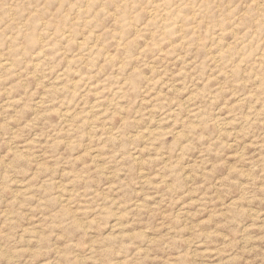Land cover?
I'll return each instance as SVG.
<instances>
[{"label": "rangeland", "instance_id": "rangeland-1", "mask_svg": "<svg viewBox=\"0 0 264 264\" xmlns=\"http://www.w3.org/2000/svg\"><path fill=\"white\" fill-rule=\"evenodd\" d=\"M263 15L0 0V264H264Z\"/></svg>", "mask_w": 264, "mask_h": 264}, {"label": "bare ground", "instance_id": "bare-ground-1", "mask_svg": "<svg viewBox=\"0 0 264 264\" xmlns=\"http://www.w3.org/2000/svg\"><path fill=\"white\" fill-rule=\"evenodd\" d=\"M57 1H58V0H57ZM110 1H111V0H110ZM112 1H113V0H112ZM255 1H256V0H255ZM59 2H61V1H59ZM205 2H207V1H205ZM53 3H54V2H53ZM103 3H104V2H103ZM109 3H111V2H109ZM155 3H156V2H155ZM113 4H115V3H113ZM158 4H159V3H158ZM108 5H110V4H108ZM111 5H112V3H111ZM115 5H116V4H115ZM257 5H259V3H258ZM105 6H106V5H105ZM105 6H104V7H105ZM112 6H113V5H112ZM259 6H260V5H259ZM101 7H102V6H100V8H101ZM220 7H221V6H220ZM258 8H259V7H258ZM106 9H107V8H106ZM260 11H262V9H261ZM169 13H170V12H169ZM171 13H172V12H171ZM32 14H33V13H32ZM32 14H30V15L32 16ZM36 14H37V13H36ZM38 14H40V13L38 12ZM41 14H42V13H41ZM154 14H155V13H154ZM42 15H43V14H42ZM176 15H177V14H176ZM176 15H174V13H173V17L176 16ZM169 16H170V15H169ZM261 16H262V15H261ZM263 16H264V15H263ZM150 17H151V16H150ZM152 17H153V16H152ZM170 17H172V16H170ZM177 17H178V15H177ZM40 18H41V17H40ZM43 18H44V17H43ZM209 19H210V18H209ZM41 20H42V19H41ZM154 20H155V19H154ZM42 21H43V20H42ZM221 26H222V25H221ZM197 28H198V27H197ZM193 30H194V29H193ZM234 33H235V32H234ZM166 34H167V33H166ZM168 35H169V34H168ZM197 35H198V34H197ZM36 36H37V35H36ZM64 36H65V35H64ZM38 37H40V38L42 39L41 36H38ZM69 37H70V36H69ZM168 37H169V36H168ZM150 38H151V37H150ZM150 38H149V39H150ZM169 38H171V37H169ZM184 38H185V37H184ZM33 39H34V38H33ZM33 39H30V40H33ZM182 39H183V37H182ZM35 40H36V38H35ZM35 40H34V41H35ZM153 40H154V38H153ZM185 40H186V39H185ZM213 40H214V39H213ZM34 41H33V42H34ZM211 41H212V40H211ZM35 42H36V41H35ZM35 42H34V43H35ZM39 42H40V41H39ZM41 42H42V41H41ZM40 44H41V43H40ZM42 44H43V43H42ZM153 44H154V43H153ZM182 44H183V43H182ZM218 45H219V44H218ZM159 46H160V45H159ZM182 46H184V44H183ZM185 47H186V46H185ZM41 48H42V47H41ZM225 48H226V47H225ZM240 48H241V47H240ZM240 48H239V49H240ZM219 49H221V47H219ZM222 49H223V48H222ZM226 49H228V48H226ZM42 50H43V49H42ZM210 51H211V50H210ZM39 52H40V51H39ZM161 52H162V51H161ZM219 52H220V51H219ZM219 52H218V53H219ZM222 53H223V52H222ZM152 54H153V52H152ZM214 54H215V53H214ZM214 54H213V55H214ZM216 55H217V54H216ZM216 55H215V56H216ZM219 55H220V53H219ZM221 55H222V54H221ZM211 56H212V55H211ZM212 59H213V58H212ZM220 60H221V58H220ZM222 60H223V59H222ZM217 62H218V60H217ZM259 62H260V61H259ZM3 63H4V62H3ZM5 63H6V62H5ZM217 64H218V63H217ZM9 65H10V64H9ZM4 66H5V65H4ZM224 66H225V65H224ZM6 68H7V66H6ZM221 68H222V67H221ZM224 68H225V67H224ZM224 68H223V69H224ZM232 69H233V68H232ZM262 82H263V81H262ZM241 101H242V100H241ZM241 101H240V102H241ZM243 101H244V100H243ZM238 102H239V101H238ZM220 121H221V120H220ZM220 128H222V127H220ZM111 129H112V128H111ZM218 129H219V127H218ZM219 130H220V129H219ZM109 131H112V130L109 129ZM221 131H222V130H221ZM223 131H224V130H223ZM107 132H108V131H107ZM111 133H112V132H111ZM111 133L109 132L108 135L111 134ZM219 133H221V132H219ZM119 135H120V133H119ZM110 136H111V135H110ZM176 136H177V135H176ZM114 138H115V137H114ZM120 138H121V137H120ZM116 139H117V138H116ZM135 159H136V160L138 159V161H139L138 163H141L140 160H139V158H135ZM141 173H142V172H141ZM141 177H142V176H141ZM64 199H65V198H64ZM61 200H62V199H61ZM67 200H68V199H67ZM65 202H66V201H64V203H65ZM62 203H63V201H62ZM253 216H254V215H253ZM254 217H255V216H254ZM257 219H258V218H257Z\"/></svg>", "mask_w": 264, "mask_h": 264}]
</instances>
